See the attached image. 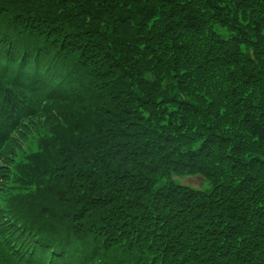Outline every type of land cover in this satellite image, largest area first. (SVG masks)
Here are the masks:
<instances>
[{
    "label": "trees",
    "instance_id": "obj_1",
    "mask_svg": "<svg viewBox=\"0 0 264 264\" xmlns=\"http://www.w3.org/2000/svg\"><path fill=\"white\" fill-rule=\"evenodd\" d=\"M0 264H264V0H0Z\"/></svg>",
    "mask_w": 264,
    "mask_h": 264
},
{
    "label": "rangeland",
    "instance_id": "obj_2",
    "mask_svg": "<svg viewBox=\"0 0 264 264\" xmlns=\"http://www.w3.org/2000/svg\"><path fill=\"white\" fill-rule=\"evenodd\" d=\"M173 180L176 184L189 186V187L195 188V189L208 190L210 187L209 183L198 175H196V176H179V175H176L173 177Z\"/></svg>",
    "mask_w": 264,
    "mask_h": 264
}]
</instances>
